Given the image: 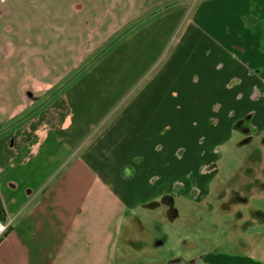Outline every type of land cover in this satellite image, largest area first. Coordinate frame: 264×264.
Segmentation results:
<instances>
[{
	"label": "crops",
	"instance_id": "obj_1",
	"mask_svg": "<svg viewBox=\"0 0 264 264\" xmlns=\"http://www.w3.org/2000/svg\"><path fill=\"white\" fill-rule=\"evenodd\" d=\"M88 1L93 7L89 11L52 10L61 24L60 29L55 27V42L47 40L49 33H42L35 22H14L12 27L5 22L6 32L0 24V217H14L0 242V264H120L124 226L130 223L127 211L140 206L141 182L148 181L151 191L157 186L154 197L176 193L169 179L159 182L156 166L175 150L177 139L185 137L166 132L174 126H154L158 124L152 122L153 112L134 111L137 97L101 129L100 121L112 108L94 106L76 120L79 108L71 94L76 86L80 89V84L100 76L82 78L59 103H52L53 96L48 100L55 67L40 63L49 62L57 41L69 50L73 41L78 45L84 37L87 43L94 33L88 44L94 43L101 18L113 11L100 9L99 2H121ZM142 1L154 6V0ZM174 1L156 3L159 9L150 15L155 17L133 34L152 36L156 47L161 36L172 33L189 3L196 2L189 27L177 36L170 59L156 75L162 85L159 95H167L171 81L180 84L182 89L168 93L180 105L171 115L155 111L154 122L165 115L177 131L185 113L188 128L195 119L207 117L215 128L209 140L211 156L217 158L215 149L224 142L222 130L237 129L244 117L250 118L257 133L264 131V0H180L178 9H167ZM5 2L0 0V5ZM45 26L43 30L49 31L54 27ZM48 70L52 74L44 73ZM86 89L81 88L89 93ZM201 142L200 150L205 145ZM211 161L200 162L202 170ZM126 166L132 167L133 176L123 174ZM243 262L264 264L253 257Z\"/></svg>",
	"mask_w": 264,
	"mask_h": 264
},
{
	"label": "rangeland",
	"instance_id": "obj_2",
	"mask_svg": "<svg viewBox=\"0 0 264 264\" xmlns=\"http://www.w3.org/2000/svg\"><path fill=\"white\" fill-rule=\"evenodd\" d=\"M159 1L154 0L152 8L151 4L142 0L99 2L100 9L106 11L104 7L107 10L112 7L113 11L106 12L101 18L102 24L95 42L88 44L94 33L88 35L87 43L84 37L78 45H75L77 40L73 41L69 50L61 46L64 42L57 41L49 62L45 65L40 63L47 69L55 67L54 85L47 93L48 100L53 96L52 103H59L65 92L72 91L75 83L81 82L82 78L100 76L92 77L86 85L80 84V89L76 86L78 90L75 88L71 93L75 106L79 108L76 120L94 106L101 110L111 107L100 121L101 129L132 98L137 97L131 107L134 111L153 112V119L148 118L152 119L153 124H158L154 126L161 128L168 124L175 128L172 119L166 120L162 115L159 122H154V115L155 111L161 110L169 115L175 114L180 103L170 94L174 95L173 92L181 86L171 81L172 85H167V95H159L158 90L162 85L156 75L162 64L170 59L177 36L189 27V19L195 15L197 5L190 2L188 9L178 16L172 33L165 38L161 36L156 41L157 46L152 47V36L133 34L155 17L150 15L159 9L155 6ZM178 1L166 6L167 9L179 8ZM82 8L89 11V8H93L92 1L7 0L0 5V24L6 32L5 22L11 27L14 22L24 25L35 22L42 33H49L47 40L50 37L55 42L58 34L55 27L60 29L61 24L51 13L52 10L65 9L76 13ZM50 25L54 26L50 31L46 28L43 30L44 26ZM75 34L77 38L78 31ZM118 36L121 37L110 45ZM44 73L52 74L50 70ZM85 87L86 91H90L88 94L81 90ZM150 91L156 95L153 96ZM169 91L172 93L168 95ZM180 120L177 131L173 128L166 132L173 137L185 138L179 137L175 150L162 156L160 162L158 160L155 173L156 177H160L159 182L169 179L176 193H160L154 197L157 186L152 185L151 191L148 181L141 182L143 189L138 196L140 206L127 211L126 222L130 223L124 226V239L117 261L120 264H227L240 260L244 264L245 257H253L264 262V131L257 133L250 118L244 117L237 123V129L222 130L224 142L215 149L218 155L214 158L209 143L215 136L213 121L208 123L210 120L207 117L197 118L196 124H191L193 128L189 129L188 114L182 115ZM96 132L94 130L89 138H93ZM201 141H205L202 150ZM205 158L214 162L211 161L202 170L199 163ZM130 169L131 166H126V172L132 174ZM127 236L130 241H126Z\"/></svg>",
	"mask_w": 264,
	"mask_h": 264
},
{
	"label": "built area",
	"instance_id": "obj_3",
	"mask_svg": "<svg viewBox=\"0 0 264 264\" xmlns=\"http://www.w3.org/2000/svg\"><path fill=\"white\" fill-rule=\"evenodd\" d=\"M14 222V217H0V242L7 233L10 231L12 227V223Z\"/></svg>",
	"mask_w": 264,
	"mask_h": 264
},
{
	"label": "trees",
	"instance_id": "obj_4",
	"mask_svg": "<svg viewBox=\"0 0 264 264\" xmlns=\"http://www.w3.org/2000/svg\"><path fill=\"white\" fill-rule=\"evenodd\" d=\"M122 172H123V174L126 175V176H133V174H131V173H127V172H126V167L122 169ZM169 197H171V196H169Z\"/></svg>",
	"mask_w": 264,
	"mask_h": 264
},
{
	"label": "water",
	"instance_id": "obj_5",
	"mask_svg": "<svg viewBox=\"0 0 264 264\" xmlns=\"http://www.w3.org/2000/svg\"><path fill=\"white\" fill-rule=\"evenodd\" d=\"M122 36V35H121ZM121 36H118L110 45H113L118 39H119V37H121ZM109 45V46H110ZM109 46H107V47H109Z\"/></svg>",
	"mask_w": 264,
	"mask_h": 264
}]
</instances>
